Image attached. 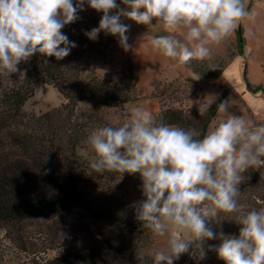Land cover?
Returning <instances> with one entry per match:
<instances>
[{
	"label": "clouds",
	"instance_id": "clouds-1",
	"mask_svg": "<svg viewBox=\"0 0 264 264\" xmlns=\"http://www.w3.org/2000/svg\"><path fill=\"white\" fill-rule=\"evenodd\" d=\"M0 0V72H17V65L34 54L62 60L77 45L61 29L80 19L85 6L102 13L97 27L84 32L91 41L113 35L128 51L126 17L137 24L153 19L164 31L151 46L175 61L210 59L213 45L229 37L253 13L243 0ZM130 9V10H128ZM143 9V11H139ZM114 11V14H110ZM211 101L199 104L206 113ZM202 138L195 127H179L154 120L146 106L131 109L119 126L106 124L87 137L95 153L89 167L96 173L139 174L143 199L134 203L135 218L154 237H167L165 250L152 253L151 264H174L189 253L198 262L215 251L225 264H264V207L249 209L239 202L240 184L249 169L264 168V124L229 111ZM222 215L241 225L238 237L221 235L218 247L205 242L217 238L208 226ZM191 248V251H190ZM143 253L137 254L141 260Z\"/></svg>",
	"mask_w": 264,
	"mask_h": 264
},
{
	"label": "rangeland",
	"instance_id": "rangeland-1",
	"mask_svg": "<svg viewBox=\"0 0 264 264\" xmlns=\"http://www.w3.org/2000/svg\"><path fill=\"white\" fill-rule=\"evenodd\" d=\"M243 3L253 13L252 18L245 19L223 42L213 45L210 59L203 60L213 64L216 62V65H222L223 61V67H228L227 71L222 72L223 68L216 75L201 79L185 66L173 67L175 61L160 55L152 48L150 41L161 35H174L181 40L182 36L167 33L160 25H156L155 19L151 25H144L121 17V21L129 26L126 34L132 47L125 51L119 46L115 36L101 32L95 41L98 46L94 51L95 56L88 58L85 53L79 67L84 75L95 74L110 78L125 86L133 91L136 99L118 107H99L92 103L66 107V100L56 89L51 85L38 83L34 95L23 106L25 114L28 117H38L49 113L55 118L54 123L59 122L63 127L59 131L64 143L72 138L71 128L74 127V132H78L80 138L77 154L88 162L95 159V153L87 143L89 134L106 124L119 126L128 119L131 109L136 106H146L153 118L159 112V105L163 108L177 107L191 117L193 113L199 112L200 103L219 99V104L225 101L228 103L231 114L240 115L256 124H264V0H243ZM117 4L121 9L127 8L120 4V0H117ZM114 11L110 14H114ZM78 15V24L84 27L88 23L90 30L98 26L102 13L85 6V10ZM239 28L246 69L242 68L243 57L238 56L229 44L231 39L236 42V38L239 43ZM31 68L29 59L20 62L15 73L0 72V89L20 82L27 74L32 76ZM251 88H254V92ZM223 93L225 95L221 97ZM223 116L218 110L208 131ZM255 171L264 179V168ZM140 185L138 173H125L121 179L117 173L107 187L122 198L139 201L143 199ZM251 194L254 196V193ZM261 195L255 203L253 196L245 198L248 206L251 202L253 208L264 207V192ZM103 234L116 235V232L106 225L80 219L72 214L62 218L42 217L26 221L8 231L0 229V264H42L46 258L57 255L63 248L97 244ZM117 234L122 236L119 231ZM123 236L133 237V241L137 243L134 255L137 257L138 253H143V258L138 261L149 264L152 253L165 250L167 244V237H154L148 229L140 234L139 231L128 232L127 235L123 233ZM105 250L101 264H129L130 252L115 254L107 248ZM174 264L219 263L208 254L198 262L189 253H185Z\"/></svg>",
	"mask_w": 264,
	"mask_h": 264
},
{
	"label": "trees",
	"instance_id": "trees-1",
	"mask_svg": "<svg viewBox=\"0 0 264 264\" xmlns=\"http://www.w3.org/2000/svg\"><path fill=\"white\" fill-rule=\"evenodd\" d=\"M88 27V23L83 27L77 21L65 25L62 33L77 45L68 56L56 60L34 54L30 58L33 75L27 74L20 82L0 89V229L8 231L33 219L62 218L72 214L106 225L116 235L103 234L100 242L93 245L63 248L42 264H101L106 248L115 254L130 252L129 264H149L138 261L134 255L137 243L133 237L123 236V233L127 235L133 231L143 233L146 228L135 218L134 203L137 200L122 198L107 187L117 173H96L89 167L90 162L78 156L80 138L78 132H74V127L71 128L72 138L64 143L59 131L63 127L59 122L54 123L53 116L44 113L38 117H28L23 109L34 95L38 83L56 89L66 100V107H74L78 103L118 107L136 99L133 91L110 78L81 72L79 64L85 53L88 58L93 57L98 47L95 41L84 35ZM240 32L239 28L237 50L243 57L242 68L246 69ZM221 64L192 60L185 67L203 79L223 70V61ZM155 95L159 96L157 92ZM224 95L221 94V97ZM218 105L219 99H216L206 113H193L191 117L177 107L163 108L159 105L154 120L179 127H195L201 133V137H197L199 139L208 132ZM244 175L238 199L248 206L245 198L252 197L251 193H254V203L262 197L264 179L254 169H249ZM250 204L248 208L252 209L253 204ZM222 218L224 220L219 223L209 222L208 226L217 238L206 241L205 248L208 245L218 247L222 242L221 235L239 236L241 225L227 219V215H222ZM118 231L122 233L121 237ZM207 254L219 264H225L214 250L207 251Z\"/></svg>",
	"mask_w": 264,
	"mask_h": 264
},
{
	"label": "crops",
	"instance_id": "crops-1",
	"mask_svg": "<svg viewBox=\"0 0 264 264\" xmlns=\"http://www.w3.org/2000/svg\"><path fill=\"white\" fill-rule=\"evenodd\" d=\"M229 44L234 48V50L236 51V54H237L238 56H240L239 53H238V50L236 49V48H237V45H238L237 38H236V42H235L234 39H231L230 42H229ZM230 45H229V46H230ZM231 46H230V47H231ZM235 46H236V47H235ZM211 54H212V53H211ZM227 70H228V67L226 66L222 72L227 71Z\"/></svg>",
	"mask_w": 264,
	"mask_h": 264
}]
</instances>
